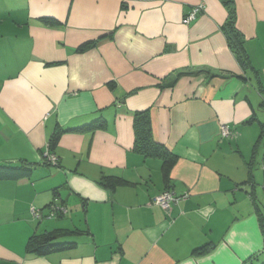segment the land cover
Masks as SVG:
<instances>
[{
  "label": "crops",
  "instance_id": "0c3cea01",
  "mask_svg": "<svg viewBox=\"0 0 264 264\" xmlns=\"http://www.w3.org/2000/svg\"><path fill=\"white\" fill-rule=\"evenodd\" d=\"M233 8L249 62L225 29ZM146 109L178 157L168 180L135 149ZM98 117L105 129L75 130ZM263 128L264 0H0V164L32 169L0 180V264H256ZM167 189L188 196L166 211ZM51 203L68 212L48 217ZM55 231L72 246L27 251Z\"/></svg>",
  "mask_w": 264,
  "mask_h": 264
},
{
  "label": "trees",
  "instance_id": "16d2710c",
  "mask_svg": "<svg viewBox=\"0 0 264 264\" xmlns=\"http://www.w3.org/2000/svg\"><path fill=\"white\" fill-rule=\"evenodd\" d=\"M228 2H232V1H228ZM45 21L48 23H54L52 19H46ZM225 29L227 30V34H228L231 46L239 54L240 60L244 62L246 61V59H248V62H249L250 60L249 55L241 41V33L235 27L234 8L231 10L227 23H225ZM109 35H113V33L112 32L105 33L95 40L87 41L81 44L79 47H77L76 50L77 52H85L87 49L93 47L99 40ZM106 126H107V121L101 117H98L94 119L93 121H91L90 123L83 125L75 130L86 132V131H91V130L93 131V130L105 129ZM134 130H135V149L138 152L143 153L145 156L160 157L163 161L162 167L164 171V176L168 180L170 177V172L172 168L175 166V164L178 161V157L174 155L170 150H168L165 146L155 142L153 138L151 114H150L149 109H146L144 111H137L135 113ZM263 131H264V128H263ZM49 164L58 165V161L53 164L49 162ZM31 174H32L31 168L0 164V180H3V179L17 180V179H21L25 177H30ZM103 183L109 187L115 184L112 177L105 178L103 180ZM58 205L61 206L60 210H56L55 211L56 213L53 217L64 216L68 212L67 211L66 213H64V210L62 208L64 207L68 209L66 205L51 203L48 205L47 216L50 214L49 213L50 208H52L53 206H58ZM38 210L40 211V216L37 218L40 219L42 214H41V210L40 209ZM261 215H263V213H261ZM262 229L264 233V218H262ZM59 233L60 232L55 231V232H46L43 234H37V233L33 234L28 239L27 246H26L27 251L30 253H34L38 256H46L49 253L61 252L71 247L72 243L59 241V238L61 237V234ZM258 258L259 257L257 255H254L253 257L250 258V260L252 262H255V261L257 262L259 261ZM260 264H264V260Z\"/></svg>",
  "mask_w": 264,
  "mask_h": 264
},
{
  "label": "built area",
  "instance_id": "2783aa9c",
  "mask_svg": "<svg viewBox=\"0 0 264 264\" xmlns=\"http://www.w3.org/2000/svg\"><path fill=\"white\" fill-rule=\"evenodd\" d=\"M204 11V5L200 4L198 6L193 7L190 9V11L187 13V15L182 19L184 24H190L191 22L195 21L198 16ZM221 132L223 135L228 136L231 135L232 132L231 130L226 126L223 125L221 127ZM46 156L48 159H52L53 163H56L58 161V158L56 156H50L48 152L46 153ZM188 193H184L182 195L176 194L173 190L167 189L163 192H161L159 195H157L153 199V203L156 205H159L162 209L169 211L172 208V205L174 203L180 202L183 198L187 197ZM60 205L58 206H53L49 210V217H53L55 215L56 210H60ZM64 210V213L68 211V209L62 207ZM32 213L34 216L39 217L40 216V211L37 208L32 209Z\"/></svg>",
  "mask_w": 264,
  "mask_h": 264
},
{
  "label": "rangeland",
  "instance_id": "374dc122",
  "mask_svg": "<svg viewBox=\"0 0 264 264\" xmlns=\"http://www.w3.org/2000/svg\"><path fill=\"white\" fill-rule=\"evenodd\" d=\"M262 142L258 145V149L255 152V161L253 163V169L255 170L254 172L260 177L259 181L260 185H257V187H260L261 193L264 195V131L262 132ZM258 183V182H257ZM262 205V211L264 214V197L261 202ZM264 260V256L257 261L256 264H260Z\"/></svg>",
  "mask_w": 264,
  "mask_h": 264
},
{
  "label": "bare ground",
  "instance_id": "6f19581e",
  "mask_svg": "<svg viewBox=\"0 0 264 264\" xmlns=\"http://www.w3.org/2000/svg\"><path fill=\"white\" fill-rule=\"evenodd\" d=\"M50 160V163L53 164V160L52 159H49Z\"/></svg>",
  "mask_w": 264,
  "mask_h": 264
}]
</instances>
